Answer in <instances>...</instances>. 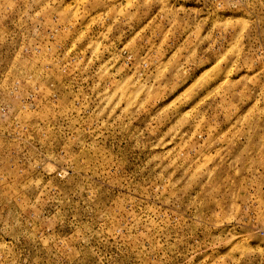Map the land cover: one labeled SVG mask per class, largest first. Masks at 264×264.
I'll use <instances>...</instances> for the list:
<instances>
[{"label": "rangeland", "instance_id": "1", "mask_svg": "<svg viewBox=\"0 0 264 264\" xmlns=\"http://www.w3.org/2000/svg\"><path fill=\"white\" fill-rule=\"evenodd\" d=\"M0 264H264V0H0Z\"/></svg>", "mask_w": 264, "mask_h": 264}]
</instances>
